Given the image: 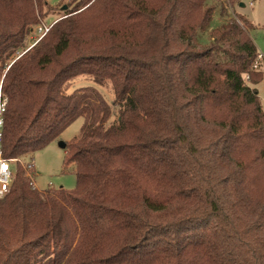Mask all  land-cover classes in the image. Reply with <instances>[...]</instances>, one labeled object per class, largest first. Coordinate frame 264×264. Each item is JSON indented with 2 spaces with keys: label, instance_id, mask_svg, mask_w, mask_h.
<instances>
[{
  "label": "trees",
  "instance_id": "1",
  "mask_svg": "<svg viewBox=\"0 0 264 264\" xmlns=\"http://www.w3.org/2000/svg\"><path fill=\"white\" fill-rule=\"evenodd\" d=\"M208 1L71 0L27 46L48 1L0 0L4 156L25 159L85 119L65 143L74 191H39L14 168L0 264H264L255 25L235 15L200 43ZM80 77L111 85L113 103L95 87L68 93Z\"/></svg>",
  "mask_w": 264,
  "mask_h": 264
},
{
  "label": "rangeland",
  "instance_id": "2",
  "mask_svg": "<svg viewBox=\"0 0 264 264\" xmlns=\"http://www.w3.org/2000/svg\"><path fill=\"white\" fill-rule=\"evenodd\" d=\"M49 8L46 10L47 15L43 19V22L47 26H51L58 21L68 9L71 0H47ZM235 5H230V0H209L208 5H216L217 10L214 14L211 27L208 32L202 33L199 37L200 43L208 45L211 42L210 30L218 27L223 22L228 21L235 15H242L247 20L255 25V29L251 31V36L255 41L260 55H263L262 59H258L259 68L256 71L264 73V0H236ZM244 4V7H241ZM222 11L225 14H222ZM39 26V25H38ZM38 26L32 31V35L29 36V44H34L39 39ZM257 62V61H256ZM249 78L246 77L248 82ZM95 87L105 97L109 104L113 103L114 93L111 85L103 87L98 86L92 79L87 77H80L76 79L68 89V93H72L75 90ZM258 90L261 102L264 106V80L255 86ZM113 115L111 122L117 119V108H113ZM85 125V119L79 118L69 128H67L60 138L50 144L43 150H40L31 156L25 158V162H33L38 173L36 177L37 189L39 191H46L49 189L64 188L68 191H74L76 189L77 180L74 172V166H65L64 160L66 156V150L64 144H71L75 139H78L82 135V129Z\"/></svg>",
  "mask_w": 264,
  "mask_h": 264
},
{
  "label": "built area",
  "instance_id": "3",
  "mask_svg": "<svg viewBox=\"0 0 264 264\" xmlns=\"http://www.w3.org/2000/svg\"><path fill=\"white\" fill-rule=\"evenodd\" d=\"M50 27L41 23L37 30L39 32V39L35 42H39L49 31ZM34 45V44H33ZM263 55L259 54L258 59H262ZM259 61L254 64V70H258ZM8 106V99L2 97L1 87H0V199H3L10 191L15 174V167L20 164L26 172L27 178L30 180L31 185L37 189L36 177L38 173L33 162H25V159H9L4 156L2 148V136L4 128V115Z\"/></svg>",
  "mask_w": 264,
  "mask_h": 264
},
{
  "label": "water",
  "instance_id": "4",
  "mask_svg": "<svg viewBox=\"0 0 264 264\" xmlns=\"http://www.w3.org/2000/svg\"><path fill=\"white\" fill-rule=\"evenodd\" d=\"M241 7H244V4H241ZM64 147H66V145L64 144Z\"/></svg>",
  "mask_w": 264,
  "mask_h": 264
}]
</instances>
